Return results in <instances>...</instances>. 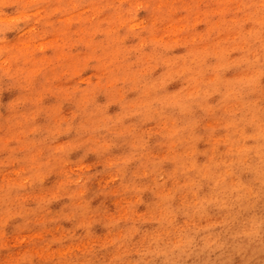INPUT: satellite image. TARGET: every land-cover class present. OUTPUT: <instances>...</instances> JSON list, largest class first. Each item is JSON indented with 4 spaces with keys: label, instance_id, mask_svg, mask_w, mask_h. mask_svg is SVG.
<instances>
[{
    "label": "clouds",
    "instance_id": "1",
    "mask_svg": "<svg viewBox=\"0 0 264 264\" xmlns=\"http://www.w3.org/2000/svg\"><path fill=\"white\" fill-rule=\"evenodd\" d=\"M0 264H264V0H0Z\"/></svg>",
    "mask_w": 264,
    "mask_h": 264
},
{
    "label": "rangeland",
    "instance_id": "2",
    "mask_svg": "<svg viewBox=\"0 0 264 264\" xmlns=\"http://www.w3.org/2000/svg\"><path fill=\"white\" fill-rule=\"evenodd\" d=\"M178 28H179V25H177L176 29H173L172 31H177ZM98 230H99V229H98ZM101 230H102V233H103V229H101Z\"/></svg>",
    "mask_w": 264,
    "mask_h": 264
},
{
    "label": "bare ground",
    "instance_id": "3",
    "mask_svg": "<svg viewBox=\"0 0 264 264\" xmlns=\"http://www.w3.org/2000/svg\"><path fill=\"white\" fill-rule=\"evenodd\" d=\"M99 229V230H98ZM97 229L98 234H102V230L100 228Z\"/></svg>",
    "mask_w": 264,
    "mask_h": 264
}]
</instances>
